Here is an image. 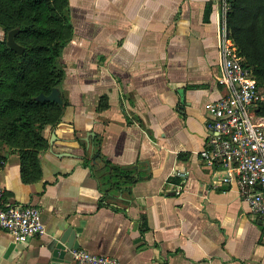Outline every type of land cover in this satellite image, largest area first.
Returning <instances> with one entry per match:
<instances>
[{
  "label": "crops",
  "instance_id": "1",
  "mask_svg": "<svg viewBox=\"0 0 264 264\" xmlns=\"http://www.w3.org/2000/svg\"><path fill=\"white\" fill-rule=\"evenodd\" d=\"M222 1L67 0L59 121L34 159L0 139L2 201L37 206L45 233L0 227V264H39L68 225L119 264H264L260 217L198 154L225 92Z\"/></svg>",
  "mask_w": 264,
  "mask_h": 264
},
{
  "label": "trees",
  "instance_id": "2",
  "mask_svg": "<svg viewBox=\"0 0 264 264\" xmlns=\"http://www.w3.org/2000/svg\"><path fill=\"white\" fill-rule=\"evenodd\" d=\"M227 34L250 67L257 85L264 88V0H225ZM67 0H0V26L7 33L18 28L17 53L0 39V139L17 145L22 157L34 159L45 148L42 129L59 121L64 102L36 100L48 94L64 77L63 47L71 26L64 16ZM264 117V101L256 106ZM36 163V162H35Z\"/></svg>",
  "mask_w": 264,
  "mask_h": 264
},
{
  "label": "built area",
  "instance_id": "3",
  "mask_svg": "<svg viewBox=\"0 0 264 264\" xmlns=\"http://www.w3.org/2000/svg\"><path fill=\"white\" fill-rule=\"evenodd\" d=\"M219 56L222 66L219 83L225 92L207 107V146L199 151L208 166L219 165L223 174L215 180L235 179L241 197L251 212L264 225V117L256 114V106L264 101V88L257 85L250 67L231 42L226 28L228 3L223 0ZM4 189L0 186V227L18 241L30 235L45 233L40 209L33 205L4 204ZM77 263L119 264L107 256L90 253L81 248L70 249Z\"/></svg>",
  "mask_w": 264,
  "mask_h": 264
},
{
  "label": "water",
  "instance_id": "4",
  "mask_svg": "<svg viewBox=\"0 0 264 264\" xmlns=\"http://www.w3.org/2000/svg\"><path fill=\"white\" fill-rule=\"evenodd\" d=\"M18 32V28H12L6 33L7 46L17 53H22L24 47L15 41V35ZM36 100L40 101H55L62 102L59 89L53 87L48 94L39 93ZM50 137L49 142L52 143ZM87 141V137H85ZM81 233L80 227H74L72 225L66 226L60 235L47 247L44 255L42 256L39 264H70V260L67 258L68 250L72 248H78L77 235Z\"/></svg>",
  "mask_w": 264,
  "mask_h": 264
}]
</instances>
